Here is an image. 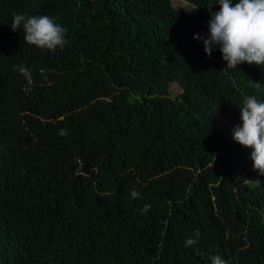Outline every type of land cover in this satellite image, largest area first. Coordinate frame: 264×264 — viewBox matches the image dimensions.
<instances>
[{"label":"trees","instance_id":"16d2710c","mask_svg":"<svg viewBox=\"0 0 264 264\" xmlns=\"http://www.w3.org/2000/svg\"><path fill=\"white\" fill-rule=\"evenodd\" d=\"M183 1L0 0V264H264V175L221 125L264 65L208 56L218 0ZM17 13L68 43L28 44Z\"/></svg>","mask_w":264,"mask_h":264},{"label":"clouds","instance_id":"9594fccd","mask_svg":"<svg viewBox=\"0 0 264 264\" xmlns=\"http://www.w3.org/2000/svg\"><path fill=\"white\" fill-rule=\"evenodd\" d=\"M219 10L211 11L213 5L207 6L211 19L208 21L209 32L206 36L194 34V39L202 40L204 52L211 56L216 46L227 62L228 68H236L238 64L247 63L264 65V0H218ZM13 31L23 30L24 40L38 48L55 51L63 49L68 43L67 28L56 23L48 15L26 16L14 14L11 22ZM18 72L25 77L29 86L35 81L31 71L24 65L17 66ZM250 87L264 92L260 82H250ZM240 108V120L233 131V139L240 145L251 149L253 168L264 175V100L256 95H247ZM67 131L59 130V135L67 136ZM131 198L138 199L142 194L133 189ZM151 205L143 208L147 212ZM195 237H199V230ZM198 239L189 237L186 247H191ZM211 264H227L219 254L211 257Z\"/></svg>","mask_w":264,"mask_h":264},{"label":"rangeland","instance_id":"374dc122","mask_svg":"<svg viewBox=\"0 0 264 264\" xmlns=\"http://www.w3.org/2000/svg\"><path fill=\"white\" fill-rule=\"evenodd\" d=\"M174 5L178 8V9H182V10H186L188 9V3L183 1V0H173ZM175 84V83H174ZM171 92L173 94V96H177L180 94V90L177 87V85H172L171 86ZM223 122V121H222ZM221 122V123H222ZM222 125V129L228 133L229 136L233 137V131L235 129V127L239 124L237 123H226V124H221Z\"/></svg>","mask_w":264,"mask_h":264}]
</instances>
